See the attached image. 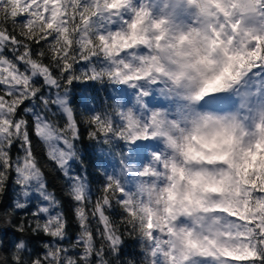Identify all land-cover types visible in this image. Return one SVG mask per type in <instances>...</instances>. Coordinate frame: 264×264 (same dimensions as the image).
Listing matches in <instances>:
<instances>
[{
	"label": "snow or ice",
	"instance_id": "snow-or-ice-1",
	"mask_svg": "<svg viewBox=\"0 0 264 264\" xmlns=\"http://www.w3.org/2000/svg\"><path fill=\"white\" fill-rule=\"evenodd\" d=\"M81 5V0H60L59 7L64 15L57 21V27L52 28L51 21L55 18L57 6L51 0H0V197L7 188L9 176L17 174V184L21 185L25 194L33 189L37 191L46 204L39 206L30 216L34 223L21 224L17 231L23 233L26 228H31L34 233L43 232L53 238H63L66 235L68 221L62 211L53 213L58 207L59 201L55 193L50 191L44 177V167L34 151L32 137L35 135L42 140L47 148V157L58 165L59 170L66 179L71 181L69 194L76 202L75 215L81 228L78 240L68 247L45 245L46 251L40 255L26 257L24 249L26 244L21 240L16 245V250L11 256V264H90L91 256H101L105 249L104 244L99 248L95 245V237L89 225V214L86 205L90 203V196L85 188L83 178L72 173L70 161L77 155L76 142L80 137V130L76 114L72 107L68 106L64 99V93L75 82L98 81L104 78L118 79L122 69L106 73L103 71H77L76 64L89 60L96 52H89L87 28L92 17H85L87 7L76 8ZM232 12L225 13L221 7L220 12L231 17L236 13H251L257 6L264 8V0H231ZM69 9L71 14L69 15ZM77 30L72 43L68 40L64 29L69 24L76 23ZM48 25L47 30L41 31L40 36L29 38L27 35L34 25ZM82 25V27L80 26ZM159 27V25H157ZM231 28L234 32H240V22H233ZM219 35V33H217ZM250 39L246 42L249 51H256L257 47L264 48V35H254L247 32ZM100 53L108 51L107 40ZM79 45V48H78ZM12 53L7 56L4 49ZM47 61V62H46ZM264 63V54L255 60L252 66ZM23 64L25 67L21 68ZM250 67V68H251ZM124 68V65H123ZM39 76L49 88L56 89L54 98L40 97L45 106L59 105L66 118V123L60 127L52 119L34 116L30 122L27 113L34 110L24 108L25 114H20V109L26 101L35 100L41 91V86L35 83ZM129 80L140 79L139 75H126ZM123 116V114H121ZM127 126L123 129L113 127L111 120L105 114H91L84 116V122L88 125L90 138H107L118 134L124 139L133 138L134 122L131 117H124ZM20 149L13 155V146ZM104 195L94 205L91 215L97 217L103 224V231L97 229V235L107 243V246L115 248L121 243L122 237L116 234L112 227L106 209L114 202L119 203L125 212L123 223L129 225V218L135 216L133 207L135 197L127 195L119 182L110 178L103 186ZM117 193L121 195L117 196ZM264 201V186L259 183L248 185V208L244 206L236 209H224L234 221L233 230L225 234L227 243L214 242L212 248H188L184 258L195 251L207 256H214L224 261V264H252L260 261L264 264V205L258 206V202ZM17 208L26 207L25 203H17ZM11 215L10 213L8 214ZM46 219H41V217ZM10 222V220H9ZM157 231L167 232L157 227L153 228L147 223L145 235L154 238ZM243 233L238 239H232L233 234ZM170 245H174L170 242ZM239 245V247H237ZM70 248H80V256L69 255ZM231 249V253L224 252ZM176 251V247H170L169 254ZM7 257L0 254V264H6ZM173 264H177L174 259Z\"/></svg>",
	"mask_w": 264,
	"mask_h": 264
},
{
	"label": "clouds",
	"instance_id": "clouds-1",
	"mask_svg": "<svg viewBox=\"0 0 264 264\" xmlns=\"http://www.w3.org/2000/svg\"><path fill=\"white\" fill-rule=\"evenodd\" d=\"M191 2L206 17L221 13V7L225 13L232 12L231 0ZM127 4L128 0H123L120 8ZM89 15L94 16L95 11L90 10ZM149 17L150 13L141 9L125 32L106 38V54L112 56L138 45L151 48L152 54L137 75L167 77L188 98L198 102L227 91L251 67V62L242 63L250 39L247 32L241 30L236 35L219 25L180 32L168 26L167 21H152ZM88 37L86 43L95 45L88 51L99 54L104 41L97 35ZM128 67L124 64L122 71ZM153 123L152 134L165 139L170 153L163 163L166 183L158 188L141 187V192L148 195L135 197L136 214L129 218V225L135 233L144 234L151 218L157 228L167 230L178 259L188 248H212L214 242L227 243L225 234L233 230V224L222 219L230 218L223 210L243 206L248 199L249 181L264 186V123L257 126L252 139L234 114L197 113L183 127L176 122L168 126L157 114ZM133 130L142 131L136 125ZM260 205L264 201L258 202ZM181 217L193 218L201 227H180Z\"/></svg>",
	"mask_w": 264,
	"mask_h": 264
},
{
	"label": "trees",
	"instance_id": "trees-1",
	"mask_svg": "<svg viewBox=\"0 0 264 264\" xmlns=\"http://www.w3.org/2000/svg\"><path fill=\"white\" fill-rule=\"evenodd\" d=\"M140 1L142 0H132V2H128L127 6L131 8L130 3H139ZM51 2L57 6V10L54 13L55 18L51 21L52 28L55 29L57 27V21H59L65 13L59 7L60 0H51ZM105 2L106 0H81V5L77 4L74 6L78 9L87 7L88 10L84 13L85 17H90V10H97L96 16L91 18L86 30L89 36L102 35L105 38H108L109 36H114L116 34L115 26L113 25L116 21L113 13L116 12L115 9L117 4L121 2V0H109L108 8L104 7ZM256 9L260 14L259 27L255 30L247 28L244 32L251 31L254 35H264V8L257 6ZM70 14L71 9H69V15ZM221 14L223 15V13ZM123 17L124 14L122 13L120 18L123 19ZM214 17L216 18V16L208 17V20L211 21L215 19ZM242 17L243 16L240 15V13H236L231 17H226L222 20L219 19V21L216 18V21L221 28H226L228 31H231L232 23L242 22ZM77 24H79L78 20L76 23L69 24L68 27L64 29L63 34H67L68 36V40L65 41L66 43L71 44L72 40L75 38ZM80 26L82 27V25ZM209 26H213V24ZM250 27H252V25H250ZM47 28L48 25H43L41 27L39 22H37L27 35L29 38H38L41 31L47 30ZM238 34L239 32H236V35ZM4 52L7 56H12V53L6 48L4 49ZM121 52L123 53V51H120L119 55L116 56L99 53L83 63H77L75 66L76 70L78 72L103 71L111 73L117 69H123L125 63L122 59H124L123 57H125V53L122 54ZM261 54H264V48L259 46L254 52L247 49V56L242 57V63L248 64L251 62L252 66V63L255 60L261 58ZM20 67L24 68L25 66L21 64ZM249 69L250 72L248 74L254 78V87L258 85L260 88L258 90H261L258 94L256 93V102L264 106V92L261 89L262 85L264 88V63H257ZM126 71L128 72V75L135 76L133 75L132 67H128ZM122 76L123 74L121 72V79ZM155 77L156 76L150 75L149 78H147L148 81H151L152 79L156 81L155 88L157 90L160 91L161 86H163L165 90V83L160 80L162 77H158L157 79H155ZM129 81L131 80L128 79L126 82ZM138 81L142 83V80ZM126 82L119 80V78H104L98 81L75 82L68 91L64 93L68 98V106L72 107L76 114L80 130V137L76 142L77 155L73 157V160H71L70 163L71 171L73 174L83 178L85 188L90 196V203L86 205V211L89 214V225L95 237V245L99 248L101 244H104L105 247L101 256H91L90 264H158V258L155 252L156 242H154L156 235L154 238H149L145 234L135 233L131 228V225L124 224L122 221L125 217V212L119 203L114 202L109 209H106V215L109 216L112 227L115 228L116 234L122 237L121 243L115 248L110 245L107 246V243L97 235V229L103 231V224L99 222L97 217L91 215L96 201L104 195L103 186L109 182L110 178L119 182L123 191L127 195L139 197V195H136L135 193L137 189L135 190L133 186H130V191L127 189L128 187L126 188L124 185V173L129 174L128 179L131 180L139 169L140 157L138 151L140 150V147L137 132L133 130V138L128 140L118 134L107 138H90V129L84 122V116L91 114H105L111 120L113 127L116 129H123L127 126L124 117H131L134 122L133 117L126 112L127 105L124 99V94L127 88ZM35 83L41 86V91L34 101L29 100L25 102L20 109V114H25L23 112L24 108H32L34 110L33 112L25 114L30 122L34 116H38L41 118L52 119L56 121L60 127H63L66 123V118L61 106L55 104L45 106L40 101V97L54 98L56 89L46 86L45 81L39 76L36 77ZM235 87L236 83H233L230 90H234ZM226 92L227 91L215 93L206 98L218 103V99L222 97L224 98V95L227 94ZM226 100L232 101V105H234V107L236 106L234 100L229 98ZM222 106L226 109L230 105L225 101H222V103H218L217 105L219 108H222ZM121 114H123V116ZM244 116L245 119L247 117V120H252L250 115L245 113V111L243 113L240 112L236 117L241 124L247 123V121L242 120ZM263 118L264 117L260 118V120L258 118L257 120L264 123ZM32 140L34 151L44 167V177H46L48 188L55 193V197L59 201L58 207L54 208L52 211L53 213L62 211L68 221V227L66 229V235L63 238H53L43 232L34 233L31 228H26V231L23 233L17 231V228L21 224L34 223L30 214L35 211L39 205L37 201L35 202L33 200V198L29 201L22 200V196L20 195L21 185L17 184L16 181L18 177L17 174L13 172L8 178L7 188L3 191L2 197H0V254H3L8 258L6 264H11V256L16 250V245L21 240L26 244V248L24 249L25 256L31 257L44 253L46 251V248L44 247L45 245L64 247L72 245L73 242L78 240V234L81 231L75 215V208L77 205L69 194L71 181L65 178L55 162L48 159L47 148L42 140L35 135H33ZM19 151L20 149L14 145L13 155ZM255 183L258 182L249 181V184ZM138 190L141 192L139 188ZM119 195L121 194L117 193V196ZM21 202L25 203L26 207L17 208V203ZM243 206L245 207L244 209L248 208L247 201L244 202ZM9 213L11 214L10 216L8 215ZM41 219H46V217L42 216ZM228 220L234 222L231 218ZM148 224L151 226L154 224L151 218H149ZM145 227H147V225H145ZM261 251L264 252V249ZM68 254L80 256L82 250L80 248H70ZM205 260V256L203 255L200 261L205 262ZM252 264H262V262L253 261Z\"/></svg>",
	"mask_w": 264,
	"mask_h": 264
},
{
	"label": "rangeland",
	"instance_id": "rangeland-1",
	"mask_svg": "<svg viewBox=\"0 0 264 264\" xmlns=\"http://www.w3.org/2000/svg\"><path fill=\"white\" fill-rule=\"evenodd\" d=\"M130 1L132 2V0H128V2ZM45 2L47 3L49 0H45ZM122 2L121 0V2L117 4L115 9L116 12L113 13L116 21L113 23L116 33L125 32L128 24L141 9L150 13L149 18L152 21H167L168 26L180 32H187L192 29H203L211 24L216 26L218 25L216 18L218 21L219 19L222 20L226 18L219 13L214 15L216 16V18L214 17L215 19L209 21L208 17L204 15L198 5L193 4L191 0H142L139 3H130L131 8L128 6L120 8ZM122 13L124 14L123 19L120 18ZM240 15L243 16L242 22H240V31L247 30V28L255 30L259 27L260 14L257 9L251 13H240ZM250 25H252V27H250ZM122 54L126 57H123V62L129 67H132L133 75H137L143 68L144 60L152 54V50L150 47L147 48L146 45H138L134 48L123 50ZM124 71H121L123 76L122 79L119 77V80L126 82L128 78L124 74ZM249 72L250 69L246 70L240 79L235 82L236 87L234 90L232 89L231 91L229 88L224 98L218 99V103H222V101L228 102L230 106L226 109H224V106L218 108V103L210 99H207V101L204 99L201 101V105L197 106V102L188 98L184 94V90L178 89L167 77H155V79L162 77L160 80L165 83L166 89L164 90V87L161 86L160 91L155 88L156 81H154V79L148 81L150 75H139L140 79L138 80H142V83L138 80L126 82L127 88L124 94L127 105L126 112L133 117L137 128L142 130L136 131L140 147L138 151L140 157L139 169L131 180L128 179L129 174L124 173V185L126 188L128 187L127 189L130 190V186H133L135 190L137 189L135 192L136 195L147 198L148 194L146 192H139L138 188L141 189L142 186L158 188L166 183V170L163 167V163L170 153L166 146L165 139L162 136H154L152 134L155 127L153 117L157 114H160L168 126H172L173 122H176L183 127L186 126L189 117L197 113L212 112L217 114H234L237 116L238 113H243L245 111V113L250 115L252 120L249 121L247 117L245 119L244 116L242 120L247 121V123L241 124L240 122V124L244 130L248 132V138H254L257 134V126L262 123V121L259 120L264 117V106L256 102V93L258 94L261 90H258L260 89L258 85L254 87V78L248 74ZM261 89L264 92L263 85ZM228 98L236 102L235 107L232 105V101L226 100ZM64 99L67 103L68 98L65 95ZM258 118L259 120H257ZM158 155L161 157L160 160L156 159ZM20 195L23 201H29L33 198L35 202L37 201L39 206L47 203V201H45L34 189L26 195L21 186ZM228 219L229 217H224L223 220L229 224L234 223L230 222ZM152 226L153 228L157 227L155 224H152ZM178 226L186 228L201 227V225L197 224V222L190 217H181ZM155 235V252L158 258V264H173L174 259L178 264H224V261L217 257L208 256L207 258V255L195 251L191 252L187 258L181 256L178 259L177 252H173L171 255L169 254L170 247H174V245H170L171 237L169 234L167 232L157 231ZM242 235L243 233L233 234L231 238L238 239L239 236ZM237 247H239V245H237ZM224 252L230 254L231 249H225ZM203 255L206 259L205 262L200 261Z\"/></svg>",
	"mask_w": 264,
	"mask_h": 264
}]
</instances>
